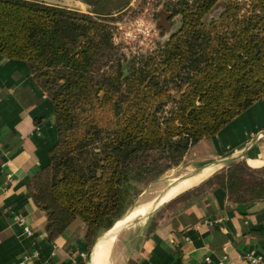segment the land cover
Returning <instances> with one entry per match:
<instances>
[{
    "label": "trees",
    "instance_id": "obj_1",
    "mask_svg": "<svg viewBox=\"0 0 264 264\" xmlns=\"http://www.w3.org/2000/svg\"><path fill=\"white\" fill-rule=\"evenodd\" d=\"M83 1L87 11L0 0V54L26 60L54 105L58 139L28 181L48 238L80 218L90 248L127 213L138 184L264 97V0H224L217 13L221 0H156L167 36L131 56L114 38L131 0ZM255 170L264 165L239 160L216 183L244 199V173ZM248 189L264 196V177Z\"/></svg>",
    "mask_w": 264,
    "mask_h": 264
},
{
    "label": "crops",
    "instance_id": "obj_2",
    "mask_svg": "<svg viewBox=\"0 0 264 264\" xmlns=\"http://www.w3.org/2000/svg\"><path fill=\"white\" fill-rule=\"evenodd\" d=\"M57 139L53 102L28 62L0 54V151L7 161L4 166L0 163V264H21L25 253L36 248L40 255L27 264L106 262L99 258V248L121 218L90 248L84 238L87 227L80 218L55 238H48L47 213L34 200L28 181L50 162V149ZM193 149L192 158L200 163L193 175L209 170L191 178L190 185L203 176L207 177L202 182L206 181L222 168L210 170L212 167L238 157L253 167L263 166L264 97L217 133L201 139L188 153ZM188 188L158 205L143 220L129 225L140 216L125 223L108 247L109 251L115 243L125 242L116 250L118 263L217 264L227 255L231 264H251L243 255L254 250L262 255L259 264H264V196L240 199L218 183L201 193L184 194ZM12 210L26 216L32 235L13 219ZM217 218L221 220L210 222Z\"/></svg>",
    "mask_w": 264,
    "mask_h": 264
},
{
    "label": "rangeland",
    "instance_id": "obj_3",
    "mask_svg": "<svg viewBox=\"0 0 264 264\" xmlns=\"http://www.w3.org/2000/svg\"><path fill=\"white\" fill-rule=\"evenodd\" d=\"M223 6H224V0L219 1V3L215 7L214 13H217L219 10H221ZM76 7L84 11H87L89 8L87 4L82 3V0H78ZM159 7H161V5L157 4L156 0H131L130 6L125 11L117 15V19L114 22L116 24L114 38L115 41L121 45L122 49L126 51L128 56H131L133 54H138L139 52L145 51L147 49H152L157 45L159 40H163L166 38L167 34L161 35L160 30L156 25L154 13ZM178 26H179V16L177 17L176 22L173 25V28L175 29ZM193 152L194 149L191 150L189 153H187L183 162H181L177 166L168 169L167 171L162 173L158 178L146 184H138V188H136L137 191L135 190L138 193H135V191H133L132 194H130V198H129L130 205L127 210V213L137 205H140L142 203L152 202L154 200H159V198L162 195H164L167 190H169L170 188L173 189V187L178 188L182 183H184L188 178H190L188 177L181 180L179 185L178 182L172 184V182H174L177 178L181 177L182 175L185 174L192 175L195 170H198L200 168V163L195 162L196 160L192 158ZM238 159L245 160L244 158H239V157ZM239 160L235 159L230 162L225 161L223 165L212 167V169L210 170L218 169L221 167L222 168L214 172V174L212 173L213 175L210 174L211 176L209 175L210 177L207 180H209L211 185H213V183H216L218 181L217 172L227 169L228 163L237 162ZM223 166L225 167L223 168ZM254 168H258V167H254ZM244 174L246 179L248 180V183L242 187V190L240 192L243 193L246 198L255 194V192L250 191L249 189L248 191L247 188H251L254 180H257V178L264 177V171H259V170L250 171V172L245 171ZM206 177L207 176L201 177L194 185L186 189L187 191H185L184 194L195 190H198V192L201 193L204 190H206L208 187H210L211 185L210 186L208 184L206 185L205 181L202 182ZM190 181L191 179H188V182ZM194 187L195 189H193ZM233 196L235 197L237 196V194H233ZM169 199H171V197L163 201L162 204L168 201ZM145 215H143V217ZM143 217H141L142 218L141 220L146 218ZM136 230H140V229H136ZM104 231H102L100 237L104 234ZM112 231L108 233L104 242L101 244L98 252L99 258L102 261H105L106 259L105 264L106 263L119 264L118 263L119 257L117 255L116 250L120 245H124L125 243L124 241L117 242L108 251L110 241L114 237V233H115V230L113 232Z\"/></svg>",
    "mask_w": 264,
    "mask_h": 264
},
{
    "label": "built area",
    "instance_id": "obj_4",
    "mask_svg": "<svg viewBox=\"0 0 264 264\" xmlns=\"http://www.w3.org/2000/svg\"><path fill=\"white\" fill-rule=\"evenodd\" d=\"M0 163L4 166L6 165L7 161L5 158H2V154L0 151ZM13 219L23 226L24 232L27 235L33 234V228L28 223L27 218L21 212L13 211L12 210ZM221 218L217 219H210V222L213 223L214 221H219ZM40 255L39 249H33L27 253H25L24 257L21 260V264H27L31 259L38 257ZM244 258H246L251 264H259L262 261V255L256 253L254 250H250L244 253ZM206 259L210 260V256H206ZM217 264H231L230 259L227 255H225L222 259H220Z\"/></svg>",
    "mask_w": 264,
    "mask_h": 264
},
{
    "label": "bare ground",
    "instance_id": "obj_5",
    "mask_svg": "<svg viewBox=\"0 0 264 264\" xmlns=\"http://www.w3.org/2000/svg\"><path fill=\"white\" fill-rule=\"evenodd\" d=\"M205 171H208V170H205ZM202 172H204V171H202ZM198 174H194V175L192 174V176L190 178H188V179L194 178ZM188 179L184 183H182L178 188L173 187V189L170 188L169 190H167L166 193L159 198V200H154V201L148 202V203H142L140 205L135 206L134 209L131 211V214H129L128 216L126 215L125 217L121 218L114 225V227L110 230V232L114 229L115 230L114 236H116L117 234H119L121 232L123 226L125 225V223L127 221H129V219L137 218V217H140V216L143 217V215H145L147 212H149V210L153 209V205H154V208H156L158 205L162 204L163 201H165L168 198L174 196L175 194L179 193L183 189L188 188L189 185H190V182H191V181L188 182ZM180 182H181V180L178 182V184Z\"/></svg>",
    "mask_w": 264,
    "mask_h": 264
},
{
    "label": "water",
    "instance_id": "obj_6",
    "mask_svg": "<svg viewBox=\"0 0 264 264\" xmlns=\"http://www.w3.org/2000/svg\"><path fill=\"white\" fill-rule=\"evenodd\" d=\"M46 1H49V2H54V3H60V4H63V5H67V6H70V7H74V8H77L76 7V5H77V3H78V0H46ZM82 3H85V4H87L89 7H90V5L87 3V2H85V1H83L82 0ZM192 175L191 174H185V175H182L181 177H179V178H177L174 182H172V184H174V183H177V182H179L180 180H183V179H185V178H188V177H191ZM171 184V185H172ZM170 185V186H171ZM153 209H154V205H153ZM153 209H151V210H149V212L144 216V217H146ZM143 217V218H144ZM142 218H137L134 222H132L131 224H129V225H132V224H134V223H137L138 221H140Z\"/></svg>",
    "mask_w": 264,
    "mask_h": 264
}]
</instances>
